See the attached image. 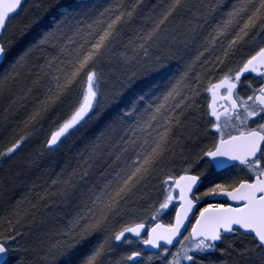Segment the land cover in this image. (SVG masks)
<instances>
[{"label":"snow or ice","instance_id":"6c2138e0","mask_svg":"<svg viewBox=\"0 0 264 264\" xmlns=\"http://www.w3.org/2000/svg\"><path fill=\"white\" fill-rule=\"evenodd\" d=\"M23 4L24 0H0V63L9 59L17 42L9 26ZM139 4L140 0L131 7L122 3L105 8L73 5L43 32L40 39L16 55L0 75L2 92L9 82L25 77V70L27 76H31L33 67L39 69L24 96L13 101L23 108L26 105L21 101L32 97L31 107L0 145V162L11 160L33 138L39 139L46 131V122L48 134L40 144V156L54 152L81 129L100 122L105 109L113 106L117 109L76 153V165L66 163L51 179L49 187L56 191L51 195L48 192L38 195L37 202L25 211V215L51 196L73 209L67 213L68 218L57 233L63 238L47 250V254L54 253L61 264H104V257L113 250V242L124 241L126 234L140 238L146 228L144 223L129 222L119 229L113 228L112 223L128 214V206L137 194L161 168L172 162L170 153L176 129L181 125L184 110L192 106L196 91L192 86L194 65L219 41L223 51V58L217 56L215 61L219 70L224 59L238 46L250 42L254 49L240 65L236 69L229 68L218 79L211 78L205 89L212 98L208 109L215 122L211 127L219 133L214 146L203 152V156L209 158L206 166L220 168L225 167L227 161H238L247 172L231 183L213 184L202 195L222 194L238 202V206L210 204L201 209L190 234L180 242L181 247L172 253L167 264H182V261L196 264L190 252L214 250L217 241L233 233L250 239L247 246L229 253L235 257L232 264H264V123L249 127L252 118L264 117V84L253 89L246 98L238 95L244 74L255 73L264 78V41L257 43V36L253 35L257 29L259 35H264V0H235L230 7L222 2L213 5L204 16V26L211 24L212 27L205 37L203 51L185 66L186 70L161 95L152 97V91L158 87L152 85L142 94L133 90V98L124 103L123 92L106 94L103 91L102 65L122 40L125 27L133 22ZM180 5L181 0H172L158 16L149 18L151 27L146 31L141 29V34L129 41L133 55L126 56V62L135 59L140 52L147 58L149 47L167 40L165 25ZM222 7L227 10L215 20V14ZM50 50L58 52L50 55ZM37 52L40 55L36 59L42 61L39 64L32 61ZM159 59L157 65L161 67ZM135 76L133 73L129 77L127 87L130 90L134 87L132 79ZM196 79L198 87L199 75ZM222 92L225 94L221 95ZM33 93L36 94L33 96ZM220 100L230 107L219 111L217 102ZM62 105L67 111L58 112L57 108ZM233 131L237 134L233 135ZM101 168L104 171H99ZM189 168H184V174L178 177L168 176L165 181L169 185L167 194L156 209L157 213L161 212L173 200H178L180 207L176 209L175 223L166 226L157 223L148 228L147 238L141 240L144 245L159 249L161 241L171 245L181 234L185 220L200 199L193 193L203 175V172L189 174ZM97 171L99 176L89 184L90 177ZM82 185L87 186L86 191L78 192ZM176 190L178 196L173 195ZM44 207L47 209L50 205ZM156 218L153 215L152 219ZM101 234L103 238L98 239ZM20 235L0 236V264H20L17 260L19 249L13 247ZM163 251L168 252V248ZM140 255V251H132L123 258L125 264L136 262Z\"/></svg>","mask_w":264,"mask_h":264},{"label":"trees","instance_id":"16d2710c","mask_svg":"<svg viewBox=\"0 0 264 264\" xmlns=\"http://www.w3.org/2000/svg\"><path fill=\"white\" fill-rule=\"evenodd\" d=\"M95 1L98 3L100 0H83V2L89 6L97 5V3L95 4ZM221 2L230 7L235 0H181V5L175 10L174 14L165 25V31L168 37L167 40H162L158 45L149 47L150 59H148V65H150V71L148 70L147 74L150 76V87H152V85H158V87L152 91L153 93L156 94V90L158 89L164 91L166 88L170 87L171 83L175 82V78L179 77V75L186 70L185 66L192 62L198 52L203 51L205 46V37L212 27L211 24L204 26V16L213 5ZM115 3H122L125 7H131L137 3V0H103L102 3H98V6L100 8H105L113 6ZM171 3L172 0H140L136 14L140 21L139 27L146 31L152 25V21L149 18L158 16L159 13ZM226 10V8H220L215 14V20H219L221 12ZM27 12L32 19V17H34V13L30 10ZM22 21H24L23 24H29L32 22V20L30 21L28 17H22ZM43 25L38 26L44 27L45 29L49 28L46 23ZM259 31L260 30L257 29V32L253 33L254 36H257V43L264 39V35H259ZM33 35L35 36L36 34ZM120 43H123V46H125V40L123 38ZM119 47L121 48V45H119ZM244 47L252 49L253 45L250 42H246L238 46L229 57L224 59L222 66L230 65L232 62L239 59L241 57L239 56V51ZM125 48L126 47H124V49ZM217 56L223 58L222 45L219 41L214 49L210 50L207 54H205L199 63L194 65L192 72V86L196 91L192 97V106L185 109L186 111H184L181 125L176 129L175 136L173 138L174 144L172 147V153H170L172 162L161 168V170L167 168L168 166L180 168L183 162L192 160L196 157V151L198 150L199 140L202 135L198 125L199 118L197 116V108L199 107V86L197 87L196 77L199 75L201 80H203V77L210 78V76L217 70L215 63ZM158 57L160 58L159 65H161V67H158L157 65ZM32 61L35 64L41 63L39 62L40 60L35 61L34 58H32ZM123 63L124 61H122L120 57L118 60L119 69H117V71L122 76V79L126 81V85H128L129 77L134 73L133 67L131 66V68L130 66H127L126 68H123ZM3 65L4 63L0 64V75H3L6 69V66H4L3 69ZM167 65H169L168 68L170 70L168 72H171L170 76H165L161 82H158L155 78L156 72L159 71L158 73H160L162 69H164V66ZM211 66L213 67V70L208 72ZM31 71V76H27V70H25V77L9 82L8 85L3 86L6 90L0 92V129L4 132H12L13 128L20 120L23 119L28 108L31 107V96L21 101V103L26 105V107L21 108L17 103H13L16 97L24 96L27 89L31 86V80L36 78V74L39 72V69L37 67H33ZM134 81L135 80L132 79V83ZM137 89L138 88L134 86L132 90L138 94H142L144 92H142L141 89ZM35 94L36 93H33V96ZM105 114L107 115V119L113 115L109 110H107ZM102 125L91 126L88 131L83 132V135L85 134V140H91ZM41 140L42 139L40 137L39 139H34L32 144L40 147ZM1 142L2 139H0V143ZM83 144L82 142L77 144L74 141L73 145H70L66 142L65 145L58 152H56L57 154H49L47 158H44L45 162L42 163V178L38 176V172L35 173L27 171L23 174L20 170L15 171L14 169L8 167L0 170V177L7 176L9 178L7 181L6 178H0V184H4L2 185V188L0 187V231L3 232V229H8L10 232L14 230L15 233H19L20 231L22 232L21 234L23 237H28L26 238L27 240L30 237V234L28 235L27 233H30V231L27 230V227H29L36 235L34 236V238H36L35 242L38 243L39 241H42V243H46L44 250L40 253L39 251H33L32 256L26 261H24L22 257L23 255H28L29 252L26 251L22 253L21 258H18V256L21 255V253H18L17 260L20 264H40L36 262L37 255H44L53 243H55L58 239L63 238L58 236L57 233L66 222L68 218L67 213L71 212L73 209L71 207L66 208L58 197L51 196V199H54V203L58 205L57 208H54V204L53 207L50 206L52 207L51 209H45L43 206L47 204L46 199L43 203L39 204L38 207L33 208L30 214L25 215V211L29 209L32 204L37 202L38 195H42L45 192H48L51 195V193L56 191L54 188L49 187L51 179L55 177L56 173H58L66 163H70L72 166L76 165L77 160L75 155L84 147ZM35 155L37 156V150ZM40 157L43 158V156ZM70 170L71 168L68 169V171ZM99 171H104V169L101 168ZM99 171L92 174L89 184L95 182L96 178L99 176ZM39 179L42 180L40 181ZM86 187L87 186L82 185L81 188L78 189V192L81 190L86 191ZM73 203H75V201H73ZM144 206H146V201L144 202ZM127 215L122 216L119 220L113 221L112 227L116 228L120 223H122L123 219H125ZM41 217H44L45 220L42 221ZM39 218L41 220L40 223H37V225L33 226V228L30 227L31 223ZM101 236L103 235L101 234L99 237ZM247 241L248 240L246 239L230 238L228 244H234L233 247L225 248L223 253L218 258L211 257L208 260L209 262L204 264H232L235 257L229 253H231L233 249L239 250L247 246ZM47 256L49 257L50 262H43V264H61V261L56 259L54 253L50 255L47 254Z\"/></svg>","mask_w":264,"mask_h":264},{"label":"rangeland","instance_id":"374dc122","mask_svg":"<svg viewBox=\"0 0 264 264\" xmlns=\"http://www.w3.org/2000/svg\"><path fill=\"white\" fill-rule=\"evenodd\" d=\"M55 1V2H54ZM103 0H100L98 3H102ZM97 2L95 1V4ZM97 3V5H98ZM76 4H84L86 5L83 0H69V1H58V0H25L23 7L19 10V14L14 17L12 20L10 26H9V32L14 33L16 37V43L13 46L12 54L10 55L9 59L4 63V66H7L10 64V62L15 58L16 55H18L20 52H22L26 47H28L30 44L34 43L36 40L40 39L41 35L44 31H47L50 29L60 18V16L63 14L65 10H70V8L73 5ZM28 10L32 11L34 13V17H30ZM57 16V17H56ZM22 17L29 18L30 22L29 24H23L24 21H22ZM56 17V18H55ZM42 23V24H41ZM44 23L47 24L49 28L45 29L44 27H39L40 25H43ZM39 25V26H38ZM44 26V25H43ZM29 28V29H26ZM130 25L126 26L124 29L125 35L123 36V39L125 40V46H123V43H119L118 46L113 51L112 55L109 58H106L104 64L102 65V72H103V79H102V86L103 91L106 94L110 93H117V92H123L124 93V103H127L130 101L132 97V91L130 90L127 85L126 81L122 79V76L119 74L117 69L118 67V60L121 57V60L124 61L123 68H126L127 66L133 67V72L136 73V76L133 77L135 80L132 84L133 86H136L138 89H141L143 91H147L150 87V76L147 74L148 70L150 71V65H148V59H150V53L148 54L147 58H144V53L140 52L138 55L135 56V59L129 60L126 62L125 57L126 56H132L133 53L131 51V48L129 47V41L134 40L138 35L137 32L133 33L131 30H129ZM29 32H28V31ZM137 30V28H136ZM35 31V32H34ZM33 34H36L35 36ZM8 33H5V36H7ZM71 35V34H69ZM25 42V43H24ZM27 43V44H26ZM121 45V48L119 47ZM124 47H126L124 49ZM120 48V49H119ZM50 50V55H56L58 50ZM120 51V52H119ZM40 54L37 52L34 54L33 58L36 61V57ZM42 63V61H39ZM131 67V68H132ZM169 65L164 66V69L160 73L159 71L156 72L155 78L158 82H161L165 76H170L171 72L169 70ZM210 70H213V67L211 66ZM220 73H223V71H219L217 74L220 75ZM212 76V75H211ZM203 77V80L200 79V82H203L205 80L211 79ZM213 78V77H212ZM199 82V83H200ZM137 89V90H138ZM156 89V88H155ZM156 92H162L161 89L156 90ZM153 94V92H152ZM152 98V97H151ZM124 103L120 104V107L124 106ZM63 107V108H62ZM62 108V109H61ZM65 105H62L57 108L58 112H64ZM109 110L112 114L115 113L117 110L115 106L109 107L105 109V112ZM198 110V108H197ZM186 111V110H184ZM1 127V126H0ZM91 125L87 127L86 129H81L82 132H86L90 129ZM49 128V124L45 123V132L40 134L41 143L44 140L45 135H47V129ZM13 131V130H12ZM10 132H4L0 129V139H2V143L4 142L5 138L10 136ZM36 138H33V140ZM33 140L26 145V147L19 153L16 154L15 157H13L9 161L0 162V170H3L4 168H12L15 171L20 170L25 174V172H38V176L42 178V163L45 162L44 158H47L48 155L57 154L58 152L66 142H68L70 145H73V139L70 138L69 140L65 141L64 144L60 146V148L56 149L54 152L48 153L45 152L43 154V158L38 155L40 147L34 146L32 144ZM40 143V144H41ZM37 150V156L35 155ZM29 161H33L32 163H29ZM17 166V167H16ZM42 166V167H41ZM163 171V172H162ZM161 175L164 176L165 181L168 179V176H172L171 173V167H167L163 170H159L157 174L151 178L147 184L146 187H144L134 198L132 204H129L128 206V215L125 219H123L122 223H120L115 229H119V227L123 224H127L129 222H135V223H144L147 227L154 224L157 219H159L162 222H168L171 219V211L173 207V203L171 202L169 204V207L167 209H164L161 212H156V209L159 208L160 203L164 201V198L167 194V189L169 188V185L162 182ZM0 178L5 179L6 181L9 180V178L6 176H2ZM158 179V180H157ZM40 181L42 179H39ZM170 183V182H169ZM2 185L0 184V187L2 188ZM1 195V192H0ZM142 195V196H141ZM146 201V206H144V202ZM43 203V202H42ZM47 204L50 206H54V199H47ZM44 207V206H43ZM48 207V208H52ZM58 205L55 204L54 208H57ZM47 208V209H48ZM46 209V208H45ZM153 215H155L157 218L155 220L152 219ZM42 221L45 220L44 217H41ZM40 218L35 220L31 223L30 227L33 228V226L37 225V223H40ZM43 223V222H42ZM27 230L30 231L27 232L28 235L30 234L29 239L27 236H24L21 234L22 232L19 231V238L16 240V243L13 245V247H16L19 249L18 258H21L22 253L29 252L28 255H23L24 261H26L28 258H30L33 254V251H39V253L45 249V244L42 243V241H39L38 243L35 242L36 236L31 230V228L27 227ZM12 234L16 235L14 231L10 232L8 229H3V232L0 231V236ZM184 237V236H183ZM103 236L99 237V239H102ZM22 239V240H21ZM184 239V238H183ZM182 239V240H183ZM236 239V238H235ZM181 240V241H182ZM232 240V239H231ZM127 241H131V243H128ZM179 241L176 245L168 248V252H164L163 249H160L157 253H148L144 252L142 247L139 246L138 241L135 237L131 235H126L125 240L121 242H113V250L110 254L106 255L104 257V264H125L124 257L129 255L132 251H140L141 255L137 258L136 262L133 261H127V264H167L169 260L172 259V253H175L180 247L181 244ZM232 242V241H231ZM234 244H226V245H218L214 250H208L205 253H189L190 255H194L196 264H204L206 262H209L208 260L211 257H219L225 248H231ZM231 246V247H230ZM38 253V254H39ZM151 258V259H149ZM49 257L47 256V252L44 253V255H37V261L40 264H43V262H50ZM185 264V261H182V264Z\"/></svg>","mask_w":264,"mask_h":264},{"label":"flooded vegetation","instance_id":"af4514ba","mask_svg":"<svg viewBox=\"0 0 264 264\" xmlns=\"http://www.w3.org/2000/svg\"><path fill=\"white\" fill-rule=\"evenodd\" d=\"M262 41H264V39ZM253 49L254 46L252 49L249 50V54L253 51ZM248 55L240 57L239 59L232 62V64L230 65H226L224 68H222L223 73L227 72L229 68L236 69L240 65L242 60L245 59ZM223 73H220V75L216 74L213 77L218 79L220 76L223 75ZM209 80L210 79L199 83V90H198L199 107H198L197 116L199 118L198 125L202 132V135L199 140L198 150L196 151V157L192 160L185 161V164L182 165L180 168L171 167V173L173 174L172 175L173 177H178L179 175L184 174L183 169L189 168V165H191V167L189 168V174L198 175L201 172H203V175H201V179L198 182V185L195 186L193 193L194 196L200 197V199L197 200L196 202L195 211L189 222L188 228H186L184 234L179 238V240L174 245H176L179 241H181L185 236H188L190 234L192 226L195 223L196 218L200 214L201 209L207 208L208 205L210 204L211 205L220 204L225 206L230 205L225 195L216 194V195L203 196L202 194L206 192L210 187H212V185L215 183H224V184L231 183L234 178L242 177L247 172V169H245L243 165H240L238 161H227V165L225 167H220V168H217L215 166H211V167L206 166L209 158L204 157L203 152L208 151L209 148L213 147L214 144L219 140V133H217L215 129L211 127V123L215 122L214 118L209 115V109H208V104L211 103L212 98L211 95L207 93V91L205 90L209 83ZM212 82L214 83L215 79H212ZM261 84H264V78L257 76L255 73H246L242 77L241 84L238 88V95L246 98L248 95L252 94L253 89H258L261 86ZM224 94H225L224 92L221 93V95ZM217 106L219 111H223L224 108L230 107V105L226 104L222 100L217 102ZM260 123H264V117L252 118V120L249 122V127H256L257 124ZM232 134L235 135L237 133L233 131ZM198 156L201 157L200 160L196 159ZM161 179L162 182L165 183V178L163 175H161ZM173 195L178 196L179 195L178 190L174 191ZM173 202H172L173 207L171 208L172 209L171 219L168 222H165L166 224H172L174 221L175 212H176V208L179 205V201L174 200ZM237 206L238 204L234 205V207ZM157 221L160 220L157 219ZM152 225L148 227L146 226V228L142 230V236L140 238L135 237L132 234H126V235H131L135 237L139 243V246H142L141 240L147 238V234H148L147 229L150 228ZM230 238L246 239L248 241L250 239L238 233L225 234L222 241L216 242V246L228 244ZM185 264H188V262L185 261Z\"/></svg>","mask_w":264,"mask_h":264},{"label":"bare ground","instance_id":"6f19581e","mask_svg":"<svg viewBox=\"0 0 264 264\" xmlns=\"http://www.w3.org/2000/svg\"><path fill=\"white\" fill-rule=\"evenodd\" d=\"M139 25H140V21H139L138 17L135 16L133 22L130 24V28H129V30H131L133 33H136V32H137V35H140V34H141V28L139 27ZM136 28H137V30H136ZM249 50H250V49H248V48H246V47L242 48V49L239 51V56L243 57V56H245V55H248V54H249ZM224 67H225V66H221V67L219 68V70H216V71L212 74V76L216 75V74H217L219 71H221L222 68H224ZM216 68H217V66H216ZM166 89H167V88H166ZM166 89H165V90H166ZM165 90H164V91H165ZM164 91H162L161 93L158 92V93H156V94L153 93V94H152V97H155V96L161 95ZM150 98H151V97H150ZM62 108H63V107H62ZM62 108H61V109H62ZM65 108H66V106H65ZM64 111H67V109H65ZM106 120H107V115L105 114L104 117L101 119L100 122H98V123H94V124H91V126H100V125H102ZM81 135H82V138H80ZM72 139H73V141H75V143H77V144L82 142V144L84 143L83 145H85V143L88 142L87 140H85V134L83 135L82 130H81L79 133L74 134V136L72 137ZM184 164H185V162H183L181 165H184Z\"/></svg>","mask_w":264,"mask_h":264},{"label":"water","instance_id":"95a60500","mask_svg":"<svg viewBox=\"0 0 264 264\" xmlns=\"http://www.w3.org/2000/svg\"><path fill=\"white\" fill-rule=\"evenodd\" d=\"M24 1H25V0H24ZM226 197H227V196H226ZM227 199H228V201H229V203H230V205H231L232 207H234L235 204H236V205L238 204V202H236V201H231V200H229L228 197H227ZM195 205H196V204H195ZM195 205H194V208H193L192 212L189 213L188 218L185 220V227H183V228L181 229V234L178 235L176 238H174L173 243H172L171 245H173L176 241H178L179 238H180V237L182 236V234L184 233V231H185V229H186V227H187V225H188V222H189V220H190V218H191V216H192V214H193V212H194V210H195ZM179 207H180V205H179ZM179 207H178V208H179ZM175 216H176V214H175ZM195 222H196V221H195ZM157 223L166 226V224H164V223H162V222H157ZM157 223H155V224H157ZM174 223H175V220H174ZM155 224H154L152 227H154ZM194 224H195V223H194ZM152 227H151V228H152ZM160 243H161L162 246H171V245H166V244H164L163 241H161ZM142 246L144 247V249H145L146 251H158V250H159V249H157V248H153V247H151L150 245H144L143 243H142Z\"/></svg>","mask_w":264,"mask_h":264}]
</instances>
